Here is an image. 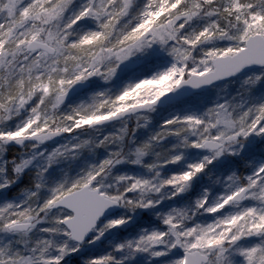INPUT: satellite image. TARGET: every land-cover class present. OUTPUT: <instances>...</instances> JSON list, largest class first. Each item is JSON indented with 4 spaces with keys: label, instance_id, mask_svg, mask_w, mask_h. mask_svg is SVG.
Returning <instances> with one entry per match:
<instances>
[{
    "label": "snow or ice",
    "instance_id": "6c2138e0",
    "mask_svg": "<svg viewBox=\"0 0 264 264\" xmlns=\"http://www.w3.org/2000/svg\"><path fill=\"white\" fill-rule=\"evenodd\" d=\"M0 264H264V0H0Z\"/></svg>",
    "mask_w": 264,
    "mask_h": 264
}]
</instances>
